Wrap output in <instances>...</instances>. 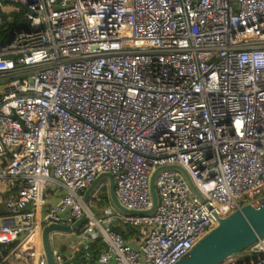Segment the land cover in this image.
<instances>
[{"label":"built area","instance_id":"2783aa9c","mask_svg":"<svg viewBox=\"0 0 264 264\" xmlns=\"http://www.w3.org/2000/svg\"><path fill=\"white\" fill-rule=\"evenodd\" d=\"M157 170L152 215L84 203L110 173L120 204L148 212ZM0 185V246L16 244L0 264H48L38 228L85 214L57 264L177 263L264 197V0H0ZM248 248L222 264H264V237Z\"/></svg>","mask_w":264,"mask_h":264},{"label":"water","instance_id":"95a60500","mask_svg":"<svg viewBox=\"0 0 264 264\" xmlns=\"http://www.w3.org/2000/svg\"><path fill=\"white\" fill-rule=\"evenodd\" d=\"M25 30L30 32V20L23 19L15 30ZM13 32L8 33V37H12ZM170 169L180 170L186 177L191 188L202 199L189 175L179 167H171ZM160 170H157L150 182L153 206L148 212L140 213L125 209L119 202L116 190L115 180L112 174L104 173L98 176L92 185L84 193V203L89 206L92 195L98 187L108 181L109 197L113 205L121 212L130 215H152L155 213L159 198L155 187L156 177ZM88 216L85 214L76 223L70 226L60 224H51L43 228L42 231V248L46 255L48 264H57L53 255V234H71L79 231L87 222ZM219 225L213 231L205 235L191 251L182 257L175 264H222L229 258L237 255L241 251L253 245L258 239L264 237V197L252 203H249L230 214L226 218H218ZM63 247V250L64 251Z\"/></svg>","mask_w":264,"mask_h":264},{"label":"crops","instance_id":"0c3cea01","mask_svg":"<svg viewBox=\"0 0 264 264\" xmlns=\"http://www.w3.org/2000/svg\"><path fill=\"white\" fill-rule=\"evenodd\" d=\"M5 188L0 185V219H4L6 217V213L4 210V205H3V200L5 199ZM58 200V197L56 195H52L51 193H48L47 199H46V205L45 207H49L50 205L54 204ZM44 227H39L38 231L34 237V243L36 244L37 248H42V231ZM80 232L78 233H71V234H53L52 235V244L54 248L60 249L61 252L65 257L72 255L74 252L79 253V241L78 239L80 238ZM132 235L130 236L129 239L126 240H132ZM64 248V251L63 250ZM79 255V254H78ZM8 254H4L2 250L0 249V261H2L5 257H8ZM92 256V255H91ZM90 256V257H91ZM77 261L80 262V256H78ZM7 264H22L20 261H16L12 258H10L7 261Z\"/></svg>","mask_w":264,"mask_h":264},{"label":"rangeland","instance_id":"374dc122","mask_svg":"<svg viewBox=\"0 0 264 264\" xmlns=\"http://www.w3.org/2000/svg\"><path fill=\"white\" fill-rule=\"evenodd\" d=\"M2 12L5 14H12L14 17L18 18L21 14V9H20V7H18L16 5H7L2 9ZM98 189H100L99 190L100 192H104L106 195H108L107 194L108 193L107 186L103 185V183L98 187ZM9 196H10V193L4 195L5 198H8ZM102 199H103V196H102ZM90 206L92 207L93 213H95L96 217H98V218H102L105 216V214H104V208L105 207L106 208H109V207L114 208L115 207L111 204V201L107 202L104 199L99 200V201H95L94 203L91 201ZM114 210H116V209L114 208ZM129 230L132 231L133 229L129 228ZM248 252H249V248L241 251L240 253H238L236 255V259L245 258L247 256Z\"/></svg>","mask_w":264,"mask_h":264},{"label":"trees","instance_id":"16d2710c","mask_svg":"<svg viewBox=\"0 0 264 264\" xmlns=\"http://www.w3.org/2000/svg\"><path fill=\"white\" fill-rule=\"evenodd\" d=\"M107 193V192H106ZM108 194V193H107ZM102 196H103V199L105 201H110V198H109V195H106L104 192H100L97 196H94L91 201L94 202L97 200V198H101L100 200H103L102 199ZM90 201V202H91ZM117 232L121 233L123 235V237L125 239H129L130 236L132 235L133 231L131 230H127V231H122L121 229H115ZM16 244H11V245H8V246H0V249L2 250V252L4 254H8L9 251L15 247ZM104 248V244L102 243V241L100 240V238H96V241L93 243V245L91 246V249H90V255H92L93 258H96L99 253L103 250Z\"/></svg>","mask_w":264,"mask_h":264}]
</instances>
